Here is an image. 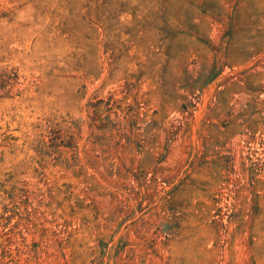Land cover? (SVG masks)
Returning <instances> with one entry per match:
<instances>
[{"label": "rangeland", "instance_id": "obj_1", "mask_svg": "<svg viewBox=\"0 0 264 264\" xmlns=\"http://www.w3.org/2000/svg\"><path fill=\"white\" fill-rule=\"evenodd\" d=\"M0 264H264V0H0Z\"/></svg>", "mask_w": 264, "mask_h": 264}]
</instances>
